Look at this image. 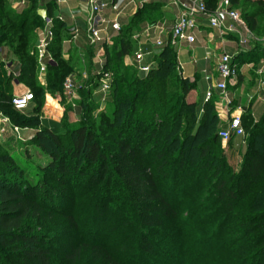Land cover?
Returning <instances> with one entry per match:
<instances>
[{
	"label": "trees",
	"instance_id": "16d2710c",
	"mask_svg": "<svg viewBox=\"0 0 264 264\" xmlns=\"http://www.w3.org/2000/svg\"><path fill=\"white\" fill-rule=\"evenodd\" d=\"M238 1L232 0V6ZM253 3L256 8L244 12L241 17L258 38L260 25L264 24V0H253ZM53 5L54 3L50 2L46 7L49 17ZM37 7L32 0L29 8L25 9L21 16L15 15L7 19L11 24L9 30L17 29L21 32L27 27L29 31L10 41L0 38V44L13 45L12 53L18 56L23 53L19 56L20 59L18 58L20 74L17 80L28 85L35 96L36 105L32 112L14 111L10 105L13 95L12 78L5 72L4 67L5 79L0 80V111L9 116L14 125L22 127L39 124L38 119L35 120V115L40 113L44 93L43 88L35 84V59L28 52H20L32 43L27 42V39L34 36V27L43 24V19L37 13ZM5 14L8 15L7 12ZM162 17L161 4H144L135 12L128 26L120 30L111 45L104 48L106 57L104 69L112 73L113 79L104 111L99 114L97 130L112 131L111 137L108 136L111 141L108 147H105L104 139L93 133L94 123L85 117L81 124L68 125V127H64L61 124L64 121H61V130L65 129V132L56 133L52 130L44 132L61 153L60 157L51 158L47 166V171L58 178L65 181L70 179L72 172L81 170L78 165L73 168L65 166L64 154L71 159L69 162L73 159H83L85 164L95 169L94 173L92 171L91 174L89 173L92 180L96 179L100 182L103 179V183L108 182L110 172H114V184L120 187V193L131 201L130 205L137 211L136 217L142 227H140V237L135 244L138 249L145 252L152 250V240L148 232L162 223L158 214L160 217H170L177 207L176 204L171 205L166 201V189L161 188V182L167 178V175H160L159 187L158 168L153 169V163L159 161L160 166L168 164L172 169L183 170L186 169L187 159L196 156L203 159L199 168L209 171L207 158H215L217 152H220L218 137L220 122L214 110L215 101L211 99L205 102L199 113L197 103L185 100V94L189 89L195 88V82L181 75L177 68L173 46L167 45L157 53L156 66L145 75L123 64V57L130 52L131 37L138 25L143 21L154 23ZM57 24L54 20V27H57ZM58 25L59 28L54 34V44L50 47L56 64L49 65L46 72L47 80L50 79L47 86L50 88L62 86L63 79L68 75L65 72L70 71L69 68L74 66V64L69 66V60L60 59L62 43L65 39L61 38L60 32L61 27L64 28L63 22ZM66 30L70 31L69 28ZM60 64L65 68L59 69ZM85 83V89L78 99L80 107L89 111L95 107L91 93L96 85L92 83L91 76ZM20 114L35 117L13 121V116ZM241 120L245 143L241 165L236 174L229 172L228 180L224 177L220 178L219 182V191L229 200L226 216L219 222L229 223L230 226L237 224L240 229L235 238L237 246L235 249L229 246V251L222 258L227 261L226 264H264V113L256 121L247 117L246 120L241 117ZM42 131L44 130L38 132ZM38 137L34 138V142H40ZM60 137L67 139L66 145L60 142ZM149 144H153L155 149L160 147L159 151L150 155ZM172 144L177 147L176 155L169 159L171 156H167V153L172 148ZM222 155L221 153L220 160L224 159ZM0 158V182L6 183L7 186L0 192V236H3L0 244L11 245V252L19 260L50 264L47 246L42 245L37 236L22 231L21 221L25 216L50 215L51 209L44 210L43 205L45 201L49 203L52 198L47 197L45 201L39 202L40 199H37L42 189L26 186L25 190H20V183L23 182L20 178L14 177V175L18 176L16 171H13L14 175H5L8 156ZM221 167L223 166L213 169L214 176L220 177L223 170ZM106 171L108 173L104 176ZM40 196L43 197V192ZM232 200H235L233 204ZM144 228H147L148 232L141 230ZM181 229L183 230L182 226ZM181 229L177 230L178 235L181 234ZM90 251L91 257L98 264H133L131 258L125 254L112 253L99 244L91 246ZM202 253L203 251L200 250L198 255L187 254L188 262L203 264L206 260L209 261L208 254ZM68 255L69 259L73 257L71 254Z\"/></svg>",
	"mask_w": 264,
	"mask_h": 264
},
{
	"label": "rangeland",
	"instance_id": "374dc122",
	"mask_svg": "<svg viewBox=\"0 0 264 264\" xmlns=\"http://www.w3.org/2000/svg\"><path fill=\"white\" fill-rule=\"evenodd\" d=\"M12 1L16 3L18 0H0V38H3L4 41H10L29 31L27 27H24L21 32L17 29L9 30L11 24L7 19L13 18L15 15L21 16L25 12V9H20V7L15 10L12 9ZM233 7L242 16L244 12L256 8V5L253 0H239ZM6 12L8 15L5 14ZM54 20L58 24L63 22L58 17H55ZM58 24L57 27L53 26V34L58 30ZM63 25L64 28L61 27L60 31L61 38L68 39L71 37V31L66 30V28H69L66 23L63 22ZM42 27L43 24L34 27V36L27 39V42L31 41L32 43L27 49H21L20 51L28 52L35 59V62L36 58L33 53L37 43L38 31ZM259 31L258 38L264 40V24L260 25ZM253 35L255 36L254 33ZM54 37L49 46V51L54 44ZM12 48L11 43L8 45L0 44V66H2L0 67V80L5 79V62H8L13 56L18 61L19 56L23 54L20 53L18 56V54L12 53ZM79 48L75 51L71 49L67 51L65 47L64 51H61L62 58H60L69 60V66L74 64L73 67L69 68L70 71L65 73L71 76L76 83L77 98L69 101L63 93L62 86L54 88L47 86L43 93L48 92L56 99L59 106L55 107V111L59 109L61 116L58 118L54 114L52 115L55 116L54 119L50 118L46 122L44 119L42 121L39 118L42 115L39 113V115H35V120L38 119L39 124L28 127L26 131L23 130L27 126H17L18 128H24L23 130L19 129L17 131L14 129L11 120L9 126L0 127V157L8 156L5 175H14L13 171H16L15 173L18 176L14 175V177L20 178V181L23 182L20 183V190H25L26 186L42 189L39 193L41 195L43 192V197L39 195L37 199H40L39 202L41 200L45 201L47 197L52 198L49 203H45V201V205H43V207L45 206L44 210L51 209L50 215L25 216L21 221L22 231L37 236L40 243L47 246L51 259L50 264H98L91 257L92 252L90 251L91 246L96 244L112 253L125 254L131 258L133 264H189L187 254L198 255L200 250L207 253L209 258V261L206 260V263L203 264H226L227 261L222 257L229 251V246L232 249L237 246L235 238L239 234L240 228L237 224L230 226L229 223L221 224L219 222L220 219L225 218V211L229 204L227 197L219 191V182L220 178L224 177L228 180L229 172L234 174L238 172L245 148L243 139H236L231 143H224L220 140V152H217V157L207 158L209 171L205 168H199L203 163V159L196 156L187 159L186 169L183 170L172 169V166L168 164L160 166L159 161L153 163L152 168H158L159 187L160 175H167V178H164L161 182V188L166 189V201L171 205L176 204L177 207L174 208L176 211L172 212L173 214L170 217H160V214H158L162 223L149 232L146 231L147 228L141 229L144 230L143 232H148L149 238L152 240V250L150 252L138 249L135 244L140 237V227L142 226H140L139 219L136 217L137 211L133 210L130 205L131 201L123 193H120V187L114 184V172H110L111 176L108 182L103 183V179L102 182L96 179L92 180L89 175L91 171L94 173L95 169L85 164L83 159H73L70 163L69 160L71 159L65 154L64 165L70 168L78 165L81 168L80 171L72 172L70 179H65V181L47 171L51 158L60 157L61 153L53 146L44 132L45 130H52L56 133L65 132V129L61 130V121H64L61 123L64 127H68V125L81 124L83 117H85L94 123L93 133L105 140V144L102 142L105 147L111 144L108 138L111 137L112 131L100 132L97 130L98 121L100 120L99 114L104 111V104H100V95L95 96L97 103H94V109L91 108L87 111L79 105L78 96L80 97L85 89V81H87L85 78L91 74L93 69L95 70V65L91 63V57L93 52L96 51L89 44ZM66 51L69 52L68 57L63 56ZM202 56L203 53L199 51L196 53V60L201 61ZM262 59H264V43L251 39L240 54L236 55V58L234 57V63L237 67L243 63H248L249 71L252 72V67L261 66ZM54 63L56 64L55 60ZM60 66L59 69L65 68L63 64H60ZM251 72V79H246L243 82L244 87L248 88L249 91L255 86V80ZM49 81L50 79H46V82ZM236 81L237 78L235 82H232V85H229V90L237 86ZM18 90L20 88H16V93ZM194 90L195 88L189 89L185 94L186 101L196 100ZM214 98V101L219 99L217 95ZM236 101L235 99L231 105L233 110L241 106V103L238 104L239 101ZM72 103L75 106H72ZM69 112L73 114H69ZM255 114H258V112L255 111ZM35 116L20 114L13 116V121L34 118ZM242 118L246 120V117ZM39 130L44 131L39 133ZM36 136H39L40 142H34ZM59 140L65 145L68 142L65 137H60ZM148 148L150 155L160 149V147L153 148V144H149ZM176 149V145L172 144V148L167 153V156L171 157H167V159H171L176 155ZM221 153L223 154V160H220ZM217 166H223L221 168L224 170V172L222 170L219 178L213 175V169ZM107 173L108 171L104 173V176ZM5 184L0 182V192L7 188ZM231 202L233 204L235 200ZM178 229H181L179 235L177 233ZM186 235H188L187 238H185ZM2 237L0 236V240H2ZM11 250V245L3 246L0 244V264H36L33 260L17 259ZM68 254L73 257L67 258ZM209 255L211 256L209 257ZM190 264H193V262Z\"/></svg>",
	"mask_w": 264,
	"mask_h": 264
},
{
	"label": "built area",
	"instance_id": "2783aa9c",
	"mask_svg": "<svg viewBox=\"0 0 264 264\" xmlns=\"http://www.w3.org/2000/svg\"><path fill=\"white\" fill-rule=\"evenodd\" d=\"M86 7V30L85 37L88 44L95 49L102 48V44L108 43L109 39L104 35L108 25L114 31H120L121 25L116 19L108 20L103 17V11L107 8V4L102 0H76ZM124 1V0H121ZM66 0H56L55 8L58 9L60 3H65ZM30 0H18L14 8L28 6ZM180 12L174 19L169 31V36L166 41L160 37L152 41L155 48L154 51H145L141 47V40L149 41V30L151 25H145L132 34V39L138 42L137 48L131 54L125 66L137 71L141 75L147 74L157 64L156 55L165 46H173L175 43L193 44L196 41V33L198 32L200 20L205 19L210 29L218 31L220 37L228 34H235L236 39L232 42L235 51L241 52L251 39L264 43V40L253 35L248 28L241 15L233 8L232 0H182L179 2ZM61 19L60 15H57ZM227 22V23H226ZM54 18L46 16L43 19V27L38 31L37 43L35 45L34 55L36 58V73L38 81L45 85L46 71L49 65L55 64L53 56L49 51V46L53 40ZM156 28V26H155ZM160 34L163 31L160 27L156 28ZM78 30L74 28L71 32V39L77 38ZM226 41L222 38L221 51L216 55L214 62L215 76L204 71V78L208 82L207 89L204 93V101L211 100L214 94L219 97L215 102V111L218 117L226 115V120L218 130V137L224 143L243 139L244 129L242 125L241 115H230L228 107L230 100L228 98V86L235 82L238 76V68L234 63V56L225 50ZM97 69H93L90 75H84L86 80L92 77V83L96 86L93 88L91 96L94 97V103H97L95 96L100 95V104L106 103L110 92L113 75L111 72L104 69L105 60H97ZM177 68L178 65H177ZM262 75L259 83L264 86V67L259 72ZM63 93L69 101L77 98V86L73 78L67 75L62 82ZM35 102L34 93L27 90L20 94H13L10 99L11 108L20 113H30L33 110ZM72 106H75L72 103ZM229 115H228V114ZM10 118L0 111V127L10 125ZM17 130V126H14Z\"/></svg>",
	"mask_w": 264,
	"mask_h": 264
},
{
	"label": "crops",
	"instance_id": "0c3cea01",
	"mask_svg": "<svg viewBox=\"0 0 264 264\" xmlns=\"http://www.w3.org/2000/svg\"><path fill=\"white\" fill-rule=\"evenodd\" d=\"M34 3L38 6L37 9H45L47 5L51 2L52 4H55L56 0H33ZM107 4V8L103 11V17L107 18L108 20L116 19L119 24L121 25V29L128 26V24L131 21V18L135 14V12L144 4L147 3H158L162 5L163 10V17L161 20H157L154 23H149L148 21H143L138 25L139 30L140 28L144 27L145 25H151V29L149 30V37L150 40L147 42L145 40H141V47L145 51H154L155 48L152 45V41L158 37L160 39L166 41L169 36V31L172 26V23L176 16L180 12V4L179 2L182 0H102ZM17 2V1H16ZM32 0H30V3L28 6L20 7V9H27L31 5ZM12 9L14 8L15 2H11ZM54 7L51 8L50 16L52 18L58 17L57 15L61 16V19L64 23H66L69 26L70 31L74 28L78 30L79 35L75 39H71L69 37L68 39H65L62 43V51H64L65 47L67 48V51L69 49L75 51L76 49H80L79 47H84L87 44V39L85 37V30H86V7L84 4L77 2L76 0H66L65 3H60L58 5V9L55 8L56 5H53ZM47 16V12H46ZM200 25L198 32L196 33V41L193 44H186L182 42L175 43L173 45L175 52H176V60L178 65V70L180 71L181 75L184 78H188L189 80H192L195 82V90H194V96H196V100L192 101L199 105V113L201 112V108L204 101V93L207 89L208 82L204 78V71H206L209 74H212L215 76L214 72V62L216 59V55L221 51L222 47V38L226 41L225 44V50L232 54L235 58L236 55H239L240 52L235 51V48L232 46V42L236 39L235 34H228L224 37H220L218 34V31L212 30L208 27L207 21L203 18L200 20ZM227 23V22H226ZM160 27V29L163 31L162 33L158 32V30L155 28ZM120 29V30H121ZM120 31H114L110 25H108L105 36L109 39L108 43L102 44V48L95 49L96 51L93 52V55L91 57V63H93L95 66V69H97L98 64H95L97 60H106L105 57V47H108L111 45L112 40L118 35ZM132 45L130 52L123 57V64H125L126 61H128L131 57V54L133 51L137 48L138 42L132 39ZM67 45V46H66ZM64 52L63 56L68 57V53ZM201 51L203 53L202 60H196V53ZM104 55V56H103ZM1 56V55H0ZM249 64L243 63L238 68V76L236 81V87L229 90L228 86V98L230 100V105L228 107V113L230 115L239 114L242 117H247L252 120H258L262 113H264V86H261L259 81L262 78V75H259V70L264 67V59H262L261 66H257L256 68L252 67V72L249 71ZM91 67V66H90ZM89 67V69H90ZM5 70L6 73L11 75L12 78V93L13 94H20L27 90H31L28 85L25 83H19L17 78L20 74V63L14 59V56L12 59H10L8 62H5ZM253 74L254 80H255V86H253L252 90H248L244 87V81L246 79H251V74ZM90 74V72H89ZM47 77V76H46ZM47 79V78H46ZM258 81V82H256ZM238 83V84H237ZM36 85L39 87H42L43 90H46L47 82L45 85H42L37 78L36 73ZM232 85V84H231ZM262 87V89H261ZM16 88H20L18 92L16 93ZM257 90H256V89ZM217 94H214V97ZM42 103L40 107V113L42 114L41 117H39L42 121L48 122V119H54V117L57 115L59 118L61 115V112H59V109L55 111V107L59 106L58 102L54 97H52L48 92L42 95ZM94 99V97H93ZM235 99L238 102V104L241 103V106L238 107L236 110H233L232 104L234 103ZM236 101V102H237ZM216 102V101H215ZM36 102H34L33 108L35 107ZM54 108V109H53ZM215 108V106H214ZM215 110V109H214ZM235 111V112H233ZM255 111L258 112V114H255ZM59 113V114H58ZM216 113V111H215ZM227 113V114H228ZM55 116L53 117L52 115ZM69 114H73L70 113ZM228 114V115H229ZM217 115V114H216ZM258 115V116H257ZM226 117H228L226 115ZM225 115L223 114L222 117H218V120L220 122V127L223 125L224 121L226 120ZM28 127H26L24 130L22 128L17 127V131L23 130L26 131Z\"/></svg>",
	"mask_w": 264,
	"mask_h": 264
},
{
	"label": "water",
	"instance_id": "95a60500",
	"mask_svg": "<svg viewBox=\"0 0 264 264\" xmlns=\"http://www.w3.org/2000/svg\"><path fill=\"white\" fill-rule=\"evenodd\" d=\"M37 13L42 19L46 18V10L45 9H39L37 11Z\"/></svg>",
	"mask_w": 264,
	"mask_h": 264
}]
</instances>
